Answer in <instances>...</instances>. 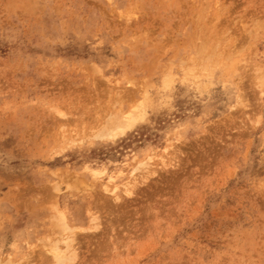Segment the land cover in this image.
<instances>
[{
    "label": "rangeland",
    "instance_id": "obj_1",
    "mask_svg": "<svg viewBox=\"0 0 264 264\" xmlns=\"http://www.w3.org/2000/svg\"><path fill=\"white\" fill-rule=\"evenodd\" d=\"M91 210L70 264H264V0H0V264Z\"/></svg>",
    "mask_w": 264,
    "mask_h": 264
},
{
    "label": "bare ground",
    "instance_id": "obj_2",
    "mask_svg": "<svg viewBox=\"0 0 264 264\" xmlns=\"http://www.w3.org/2000/svg\"><path fill=\"white\" fill-rule=\"evenodd\" d=\"M140 116L141 114L138 115L133 111L132 113H129V117L124 119V121L114 120L110 124L105 125L104 127L105 129L98 131L97 135L95 134V136L99 138H108V137H114L117 134H122L127 128L131 127L133 123ZM139 164L145 167L147 165V162L142 160L139 162ZM139 167H135L134 171L138 170ZM54 190L58 191L59 187L55 186ZM125 192L127 194H131L132 192L130 189H128V185L125 189ZM87 216H88V220H86L88 221L87 227H80V226L71 227L68 224L67 220L65 219V215L62 212L59 211L56 213L54 225L59 231H61L60 234H62V238L60 240H55L54 244H52V247L50 248V251L54 259V264H70L72 263L73 259L76 257V252L73 245L75 239V234H74L75 230L91 231V230H98L100 228L101 220L99 219V216L96 214L95 211L91 210L89 214L87 213ZM60 242L64 244V249L60 247L58 248L57 243Z\"/></svg>",
    "mask_w": 264,
    "mask_h": 264
}]
</instances>
